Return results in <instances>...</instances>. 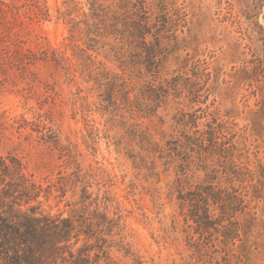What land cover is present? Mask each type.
Returning <instances> with one entry per match:
<instances>
[{
  "label": "rangeland",
  "instance_id": "374dc122",
  "mask_svg": "<svg viewBox=\"0 0 264 264\" xmlns=\"http://www.w3.org/2000/svg\"><path fill=\"white\" fill-rule=\"evenodd\" d=\"M143 1L159 46L150 74L133 39H115L120 61L106 57L100 21L78 41L85 52L72 48L64 13L80 20L85 0H0V161L36 194L20 208L92 222L100 264H264V0ZM83 60L122 72L126 116L138 113L128 92L173 78L165 103L131 121L160 143L188 134L190 147L149 176L136 170L112 143L119 111L91 88ZM218 190L243 207L210 203L212 227L199 233L179 196ZM225 227L239 237L226 241Z\"/></svg>",
  "mask_w": 264,
  "mask_h": 264
},
{
  "label": "trees",
  "instance_id": "16d2710c",
  "mask_svg": "<svg viewBox=\"0 0 264 264\" xmlns=\"http://www.w3.org/2000/svg\"><path fill=\"white\" fill-rule=\"evenodd\" d=\"M85 3L88 11H82L80 13L82 18L78 21L70 17L72 9L64 13L70 23L69 40L72 48L85 52L78 41L86 45L85 38L91 34L93 26L100 21L102 24L100 36L102 40H105L102 48L107 53L106 57L111 55L120 61L123 53L115 49L117 45L115 39L123 36L128 42L129 39H133L134 47L140 48L146 55L143 61L136 62L140 72L150 74L156 71L155 59L159 46L155 47L147 40L150 34V17L147 4L143 0H85ZM111 52L113 54H110ZM116 52L118 55L115 54ZM112 59L115 60V58ZM81 62L80 67L87 81L92 83L91 88L99 93L97 95H102L101 101L107 104L112 103V110L119 111L117 116L119 119L113 121L112 125L115 129L112 143L116 145L119 153H124L131 160L136 170H146L149 176L156 162L169 164L176 158H180L182 150L190 147L191 138L188 134L184 133L175 139L160 143L148 130L136 128V124L131 121L141 113L150 115L152 113L150 111L154 112V109L165 103L164 101L172 94L170 91L173 89L171 88L173 78H165L155 87L133 90L136 93L132 97L128 92L124 99L136 108L138 113L134 116H126V113L120 111L118 102L122 98L120 92L122 90L119 88V80L123 77L122 72L103 66L91 68L85 60ZM144 100H147L146 108L141 109V103ZM186 122L185 119L180 120L184 126ZM211 136L207 138V141L212 140ZM15 180L14 166L1 160L0 264H100L99 252H104L101 244L103 240L92 235V222L85 224V222L77 221L73 216L43 214L35 207L21 209L22 202L27 203L35 199L36 194H32L27 184L22 181L15 182ZM179 199H181V206L187 207L189 211L187 216L196 224L200 230L199 233L207 232L212 227L208 210L210 203H218L219 209L225 214L236 211L231 208L234 203L239 202L242 206L244 202L242 198L232 197L227 193L222 194L220 190L207 193L206 197L201 195L199 199L192 198L191 194L190 197L179 196ZM233 230L224 228L222 233L226 241L239 237V228L236 227ZM81 236L82 244L73 249ZM104 261L103 264H120L109 257Z\"/></svg>",
  "mask_w": 264,
  "mask_h": 264
}]
</instances>
